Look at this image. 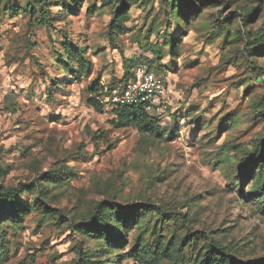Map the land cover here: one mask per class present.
I'll return each mask as SVG.
<instances>
[{"label": "rangeland", "instance_id": "rangeland-1", "mask_svg": "<svg viewBox=\"0 0 264 264\" xmlns=\"http://www.w3.org/2000/svg\"><path fill=\"white\" fill-rule=\"evenodd\" d=\"M262 151L264 0H0V264H264Z\"/></svg>", "mask_w": 264, "mask_h": 264}, {"label": "built area", "instance_id": "built-area-1", "mask_svg": "<svg viewBox=\"0 0 264 264\" xmlns=\"http://www.w3.org/2000/svg\"><path fill=\"white\" fill-rule=\"evenodd\" d=\"M166 94L164 81L145 64H139L133 69L129 78L106 87L101 102L109 108L120 105H142L149 114L156 116L158 111L167 108L166 103L159 102Z\"/></svg>", "mask_w": 264, "mask_h": 264}, {"label": "trees", "instance_id": "trees-1", "mask_svg": "<svg viewBox=\"0 0 264 264\" xmlns=\"http://www.w3.org/2000/svg\"><path fill=\"white\" fill-rule=\"evenodd\" d=\"M149 68H151L152 64L148 63ZM156 72V71H154ZM129 72H126V75H123V79L129 78L128 75ZM121 79V80H123ZM115 83L109 85L108 87H111ZM89 102L93 104L96 108L98 103H96L93 99H90ZM96 103V104H95ZM103 103H101V106ZM100 107V105H98ZM111 112H137L142 114L145 119H148L150 122L155 123L158 125V118L152 114H149L145 108L142 105H120V106H114L109 109ZM261 158L264 157V151L261 152V155L259 156ZM116 207H118L119 211H116L115 214L117 217H120L122 215V212L128 215L135 216L136 211H137V205H131V204H126V205H120L118 203L115 204ZM106 211V210H105ZM100 212L97 211V214ZM102 214V213H101ZM105 215H108V213H103V218ZM100 227L98 226V223L93 221L91 224L85 229V233H89V231L92 230H98ZM206 253H208V257L203 260L202 264H245L240 262L238 259L231 257L229 254H227L223 248L218 247L217 245H212L209 246ZM247 264H262L259 262H249Z\"/></svg>", "mask_w": 264, "mask_h": 264}]
</instances>
